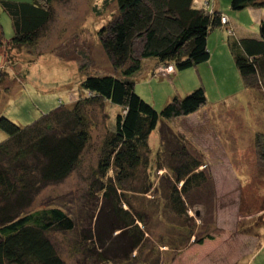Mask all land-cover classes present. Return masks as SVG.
Returning <instances> with one entry per match:
<instances>
[{
	"label": "rangeland",
	"instance_id": "obj_1",
	"mask_svg": "<svg viewBox=\"0 0 264 264\" xmlns=\"http://www.w3.org/2000/svg\"><path fill=\"white\" fill-rule=\"evenodd\" d=\"M228 12L240 24L239 37L259 36V23L247 17L246 11L235 13L228 8ZM115 16L112 0L56 2L48 33L35 48L0 53V72L5 74L0 117L26 126L59 105L71 106L89 96L80 89L86 76L123 77L124 67L115 65L102 46ZM0 27L4 39L10 40L11 22L3 11ZM134 44L138 57L141 41ZM214 46L218 50L212 65L176 72L170 78V71L166 74L164 69L153 75L154 63L147 60L131 77L135 93L157 112L174 96L185 97L197 88L203 87L206 95V103L195 113L165 123L163 127L168 126L170 133L164 140L162 127L151 134L147 169L140 168L135 178L114 184L118 199H127L131 214H142L145 222L138 225L146 241L132 264H264V158L257 150V143L264 150V90L245 88L232 58L221 44L213 42ZM121 112L102 100L87 109L90 142L76 169L63 182L43 188L35 199L34 207L57 206L78 222L77 232L54 236V244L67 263L73 262L68 253L73 242L82 239L81 227L94 234L95 224L109 226L117 220L105 218L111 203L100 199L96 190L89 194V182L102 143L113 132L115 117ZM4 138L0 133V142ZM182 147L201 162L200 170L208 177L205 186L193 189L186 200L188 216H178L168 200L170 177L166 168L174 148ZM159 165L163 168L160 172ZM148 178L151 188L143 195ZM181 229L189 230L181 233ZM116 235L104 244L111 245ZM199 239L202 246L179 255L184 245H199Z\"/></svg>",
	"mask_w": 264,
	"mask_h": 264
},
{
	"label": "trees",
	"instance_id": "obj_2",
	"mask_svg": "<svg viewBox=\"0 0 264 264\" xmlns=\"http://www.w3.org/2000/svg\"><path fill=\"white\" fill-rule=\"evenodd\" d=\"M64 1H0V11L9 17L12 29L11 38L6 41L0 27V53L35 48L48 33L56 2ZM112 1L116 16L107 26L108 36L102 37V46L115 65L124 67L123 77L86 76L80 89L89 96L79 98L71 106L59 105L26 126L0 117V133L5 135L0 142V264H70L61 257L54 236L77 232L78 222L57 206L38 208L34 202L43 188L63 182L76 169L90 142L87 109L101 100L122 112L115 117L113 132L102 143L97 165L90 174L89 194L96 190L100 199L111 203L105 218L117 220L109 226L95 224L94 237L90 228L81 227L82 242L74 241L68 253L72 264L137 261L146 241L138 224L145 222L142 214H131L127 199L125 202L118 199L119 190L114 184L135 178L136 170L149 167L148 141L157 127H162L160 134L164 140L170 133L168 126L163 127L165 123L189 116L206 103L204 88L200 87L185 97L174 96L157 112L134 91L131 77L142 70L143 62L154 63L153 75L158 69L173 68L170 78L176 72L196 69L211 58L209 36L224 28L243 86L264 90V19L259 22L258 37H239L221 10L209 12L196 5L195 0ZM229 9L235 13L264 9V0H230ZM224 18L226 23L222 22ZM136 40L141 41L138 57L134 49ZM4 75L0 72V94ZM184 148H174L170 154L172 161L166 168L170 177L168 200L178 216H188L186 200L193 189L208 182L200 170L201 162ZM257 150L264 158L259 143ZM162 169L159 165L157 171ZM148 181L149 178L143 195L150 191ZM114 233L117 235L111 242L113 245L107 247L104 243ZM201 241L196 243L200 245ZM88 242L89 246H84ZM94 243L99 245L98 249Z\"/></svg>",
	"mask_w": 264,
	"mask_h": 264
},
{
	"label": "crops",
	"instance_id": "obj_3",
	"mask_svg": "<svg viewBox=\"0 0 264 264\" xmlns=\"http://www.w3.org/2000/svg\"><path fill=\"white\" fill-rule=\"evenodd\" d=\"M195 3H196V5H198L202 8L204 7L205 10H207L209 12L221 10L225 14V17L228 20L229 25L233 29L235 34H236V32L238 33L237 28L239 27L240 24L236 23L237 21H235V20L233 21V16L228 12L229 4H230L229 0H195ZM245 11L247 12V17H249L254 22L259 23L262 19H264V9H260V10L248 9ZM227 40H228V32L226 29L221 28V29L213 31V33L209 36V39H208V51H210L212 54L211 58H210L208 63L203 64L200 67H202L204 65H209V64L212 65V60L214 58V54H216V52L218 50V48H216V46L212 47L213 42H217V43L221 44V46H223V49L225 51L224 53L231 58V55H230V52H229V49L227 46ZM152 65H154V64H152ZM200 67H198V68H200ZM202 245H191L190 244L188 247V244H187L183 249H181L179 251V255H181L182 253H183V255L188 254L191 250L193 251V248H195L196 246H202ZM217 253H218L217 255L220 256L218 249H217ZM171 263L173 264L174 261Z\"/></svg>",
	"mask_w": 264,
	"mask_h": 264
},
{
	"label": "built area",
	"instance_id": "obj_4",
	"mask_svg": "<svg viewBox=\"0 0 264 264\" xmlns=\"http://www.w3.org/2000/svg\"><path fill=\"white\" fill-rule=\"evenodd\" d=\"M222 22L223 23H226V20H225V18L224 19H222ZM160 70V69H159ZM162 71V70H161ZM168 71H170L169 73H170V75H171V73L173 74V68H168V70H166V69H164V71H162V72H164V73H166L167 74V72Z\"/></svg>",
	"mask_w": 264,
	"mask_h": 264
}]
</instances>
